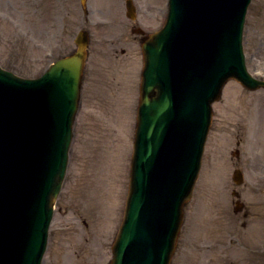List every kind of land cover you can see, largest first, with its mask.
<instances>
[{"label":"rangeland","instance_id":"1","mask_svg":"<svg viewBox=\"0 0 264 264\" xmlns=\"http://www.w3.org/2000/svg\"><path fill=\"white\" fill-rule=\"evenodd\" d=\"M132 2L129 18L125 0H0V66L18 76H38L74 50L79 30L89 35L66 173L41 264H108L111 258L127 192L142 68L141 36L134 30L152 32L166 16V0ZM242 49L248 73L264 81V0H250ZM92 84L94 118L84 112ZM115 87L110 102L106 93ZM111 104L115 115L107 111ZM211 105L200 170L169 264H264V88L228 79ZM85 142L93 154L77 152ZM106 143L115 149L117 164L109 195L97 210L89 209L82 199L83 187L91 190L96 178L89 162ZM234 170L242 173L239 185Z\"/></svg>","mask_w":264,"mask_h":264},{"label":"water","instance_id":"2","mask_svg":"<svg viewBox=\"0 0 264 264\" xmlns=\"http://www.w3.org/2000/svg\"><path fill=\"white\" fill-rule=\"evenodd\" d=\"M248 1L169 0L165 26L142 45L141 151L131 165L125 224L111 264H168L211 102L231 76L250 89L264 87L243 65L240 39ZM87 41L80 32L77 50L39 79L0 70V264L40 262L43 228L64 176ZM172 154L181 164L163 167L173 162L164 160ZM3 205L11 210L5 213Z\"/></svg>","mask_w":264,"mask_h":264},{"label":"bare ground","instance_id":"3","mask_svg":"<svg viewBox=\"0 0 264 264\" xmlns=\"http://www.w3.org/2000/svg\"><path fill=\"white\" fill-rule=\"evenodd\" d=\"M117 22L119 23V27H120L121 26L120 20H118ZM121 32H122V29L120 31V35H121ZM117 90H118V87H115L112 90H108V92L106 93L108 101L112 102L116 99L115 93L117 92ZM94 95H95L94 85L92 84V88L89 89L88 94H87L88 100H86L84 103L85 115L91 116V118L92 117L94 118V116H95L94 111L91 110L92 100H93L92 97ZM111 107H113V109H114L115 105L111 104L110 106H108L107 107L108 112L112 111ZM125 111H126V107L122 106L120 112L125 113ZM112 113L115 115L116 112L112 111ZM100 114H102V113L100 112ZM86 129H88V128H86ZM252 129H255V128H252ZM85 140H83V142ZM91 146H92V144L90 142H85V144L82 146V148H79V147L77 148L78 149L77 152H79V151L81 152V149H83L85 152L88 151V153L93 154V148ZM117 152H118V150H117ZM78 155H79V153H78ZM79 158L81 160L80 165H82V163H83L82 158L80 156H79ZM89 164H90L89 169L94 171V177H96V178H94V180H93V185H92L91 190L86 189L85 186L83 187L85 189V194L83 195L82 199L85 201L86 206L87 205L89 206V209L91 208V206L94 205V208L97 210L99 208L97 205V202H99L101 204L103 197H106L107 195H109L108 194V191H109L108 184L110 183V180H112V175H113L112 167H113V165L117 164L115 149H113L111 145L109 146V144L106 143L98 153H96L94 156L91 157ZM98 175H101V176L98 177ZM97 178L102 179V181L98 180ZM104 180H105V182H103ZM108 180H109V182H108ZM96 197H98L97 200H96ZM95 200H96V202H95ZM95 204H96V207H95Z\"/></svg>","mask_w":264,"mask_h":264},{"label":"flooded vegetation","instance_id":"4","mask_svg":"<svg viewBox=\"0 0 264 264\" xmlns=\"http://www.w3.org/2000/svg\"><path fill=\"white\" fill-rule=\"evenodd\" d=\"M262 252H263V251H262ZM254 256H256V257L258 258L259 254H258L257 251L254 253Z\"/></svg>","mask_w":264,"mask_h":264}]
</instances>
